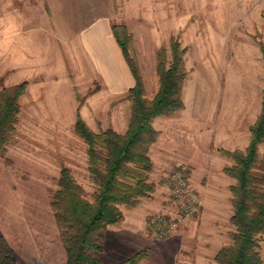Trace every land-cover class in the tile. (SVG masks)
Masks as SVG:
<instances>
[{"label": "rangeland", "instance_id": "obj_1", "mask_svg": "<svg viewBox=\"0 0 264 264\" xmlns=\"http://www.w3.org/2000/svg\"><path fill=\"white\" fill-rule=\"evenodd\" d=\"M120 1L114 23L124 24L131 35L145 97L152 99L159 89L157 53L165 46L170 55L172 37L187 47L188 77L184 110L153 121L160 132L150 147L155 189L139 205L121 206L123 219L107 228L101 257L119 263L144 250L148 255L139 264H217L214 257L232 242L234 230L235 180L223 170L234 161L220 149L247 147L249 119L239 120L238 103H261L264 0ZM32 53L16 56L18 63L0 56V89L28 81L15 132L0 154V231L17 264H66L51 205L62 167L71 169L90 201L97 189L89 178L87 144L75 130L77 113L95 132L111 127L124 133L131 118L130 88L112 93L79 70L76 81L71 62L44 35ZM237 125H244L238 135L229 128ZM259 155L264 157V142ZM178 166L186 167L202 206L159 237L149 220L158 213L177 214L167 177ZM261 238L264 262V234Z\"/></svg>", "mask_w": 264, "mask_h": 264}, {"label": "trees", "instance_id": "obj_2", "mask_svg": "<svg viewBox=\"0 0 264 264\" xmlns=\"http://www.w3.org/2000/svg\"><path fill=\"white\" fill-rule=\"evenodd\" d=\"M112 29L135 78L128 90L131 118L127 130L119 133L109 127L95 132L80 113L75 130L87 144L88 173L96 186L93 201L68 167H62L58 189L52 200L59 236L66 252V264H139L147 251H138L119 263L101 257L106 230L123 219L121 206L135 207L151 195L155 186L150 181L154 162L150 147L160 132L154 119L176 115L185 108L184 84L188 77L185 65L187 47L177 37L157 53L159 89L152 99L145 97L143 77L132 50L131 35L124 24L113 23ZM264 59V42L260 43ZM28 81L0 89V154L12 139L21 111L20 99ZM260 114L249 128L250 141L242 149L220 151L234 163L224 167L235 180L231 185L233 213L230 223L232 242L223 245L214 259L217 264H264L260 242L264 234V157L259 145L264 142V87ZM0 264H17L14 251L0 231Z\"/></svg>", "mask_w": 264, "mask_h": 264}, {"label": "crops", "instance_id": "obj_3", "mask_svg": "<svg viewBox=\"0 0 264 264\" xmlns=\"http://www.w3.org/2000/svg\"><path fill=\"white\" fill-rule=\"evenodd\" d=\"M116 2L121 1L0 0V56H12L10 62L18 63L16 56L33 55V46L38 45L44 35L58 54L71 62L74 79L79 70L101 81L112 93L129 89L135 80L112 29ZM33 29L35 34L28 36L27 31ZM75 80L78 81V76ZM244 104L238 103L237 114L239 120L249 119V123L246 122L249 131L260 114L262 97L255 107ZM241 127L244 125L229 128L238 135ZM249 141L250 131L246 146Z\"/></svg>", "mask_w": 264, "mask_h": 264}, {"label": "built area", "instance_id": "obj_4", "mask_svg": "<svg viewBox=\"0 0 264 264\" xmlns=\"http://www.w3.org/2000/svg\"><path fill=\"white\" fill-rule=\"evenodd\" d=\"M167 184L174 197L178 212L175 215L158 213L149 220L159 237H166L178 229L185 216L198 213L202 206L200 195L192 187L185 166H178L167 177Z\"/></svg>", "mask_w": 264, "mask_h": 264}]
</instances>
